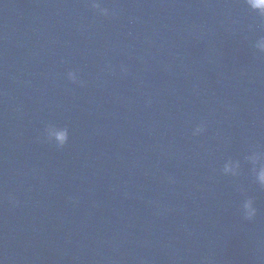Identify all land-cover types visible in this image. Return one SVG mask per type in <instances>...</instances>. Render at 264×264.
Segmentation results:
<instances>
[{"label": "water", "instance_id": "obj_1", "mask_svg": "<svg viewBox=\"0 0 264 264\" xmlns=\"http://www.w3.org/2000/svg\"><path fill=\"white\" fill-rule=\"evenodd\" d=\"M70 74L22 0H0V264H191Z\"/></svg>", "mask_w": 264, "mask_h": 264}, {"label": "clouds", "instance_id": "obj_2", "mask_svg": "<svg viewBox=\"0 0 264 264\" xmlns=\"http://www.w3.org/2000/svg\"><path fill=\"white\" fill-rule=\"evenodd\" d=\"M248 4L254 10L258 11L260 14H264V0H248ZM93 7H99L98 5H93ZM261 50H264V41H261L258 45ZM71 78L75 79L74 75L70 74ZM200 129H198L199 131ZM67 139L66 134L60 137V142L63 144ZM259 179L262 183H264V172H261L259 175ZM248 209V218L250 219L254 215V210L251 209L250 205H247Z\"/></svg>", "mask_w": 264, "mask_h": 264}]
</instances>
